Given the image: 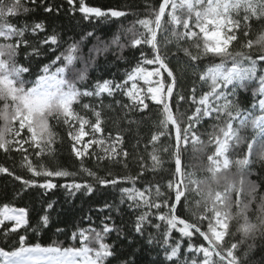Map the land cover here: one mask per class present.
Listing matches in <instances>:
<instances>
[{"label":"snow or ice","instance_id":"obj_1","mask_svg":"<svg viewBox=\"0 0 264 264\" xmlns=\"http://www.w3.org/2000/svg\"><path fill=\"white\" fill-rule=\"evenodd\" d=\"M29 4L59 12L44 0H0V151L20 161L0 165V175L12 179L16 197L38 195L41 206L34 216L0 209L5 240L19 236L12 250L0 247V264H140L146 251L155 254L149 264H254L257 241L264 242V0H160L146 14L67 0L65 11L83 25L79 39L44 21L12 23L33 11ZM129 16L136 19L125 27ZM114 24L109 39L97 35ZM126 49L139 58L124 77L90 80L101 54L131 65ZM250 86L254 102L244 108L238 93ZM106 109L123 113L129 126L155 110L156 131L135 175L114 172L128 167L130 153L123 130L113 136L106 127ZM136 115L141 120L128 119ZM65 141L77 171L49 163ZM60 189L89 199L111 190V200L76 224L60 219L49 198ZM29 228L34 235L55 229L80 246L30 244L19 235Z\"/></svg>","mask_w":264,"mask_h":264},{"label":"trees","instance_id":"obj_2","mask_svg":"<svg viewBox=\"0 0 264 264\" xmlns=\"http://www.w3.org/2000/svg\"><path fill=\"white\" fill-rule=\"evenodd\" d=\"M5 2L10 3L11 0H5ZM87 2L89 4L105 5L112 7L119 5L125 10L146 14L148 11L147 6L149 5L158 6L160 0H87ZM37 3L39 5L40 0H37ZM44 3L46 6H51V5L57 6L59 8V12H56V10L54 9L53 14L49 15L44 12L43 7L33 6L29 4L28 6L32 8L33 11L27 14V16L21 15L19 17L13 18L12 23L23 24L25 21L29 23H31L34 20L44 21L46 24L52 25V28H54L56 32L64 35L65 39H68L69 37H75L76 39H79L78 34L81 32V28L83 27V25L81 24L78 18L72 17L71 12L65 11L67 0H44ZM141 18H143V16ZM134 19H136V17L129 16L128 19L122 20V23L125 27H127L132 23ZM119 27H120L119 24L104 25L102 26L101 30L97 32V35L107 40L112 36L113 33L117 31ZM51 30L52 29L50 28L49 31ZM254 36H255V29H254L253 38ZM91 46H92L91 44H88L87 47L85 48V52H87V48ZM238 47L239 46H237V48ZM133 55H135L137 59L139 58L138 52L134 53L133 50H128V49L125 50V56L128 59H131V65H129L124 61H117L115 56L112 55V53L101 54L98 57L99 66L97 68L90 70L89 73L90 80H94L98 76H102L103 78H111L115 76L117 79L124 77V74L127 71H130V68L132 66H135L136 64V59H132ZM20 59L23 60V54H21ZM147 67L151 69L152 66H147ZM252 92H253L252 86H250L247 89V91L242 89L239 91L238 98L240 104L244 108H249L254 102ZM116 99H122V98L118 96L116 97ZM104 103L106 105L112 103V98L106 99ZM187 107L188 106L185 105L184 108L181 109V111H183ZM256 114L257 115L260 114L258 110ZM122 116L123 113L118 114L116 111H108L106 109V116H105V119L107 121L106 127L113 136L116 135L117 130H123L126 138V147L130 153L128 159V167L125 168L123 164L116 165L114 167V172H118L121 175H129V174L135 175L139 171V164L137 162V157L143 154L142 150L144 148L145 143L148 141L151 134L156 131V128L154 127V121L156 118L155 110L151 114L145 113L143 122L139 124L133 123L130 126L128 124V120L121 121ZM128 119L139 121L141 120V117L139 115H136V116H130ZM212 123L213 121L211 120L206 121L205 123H203L200 131L203 133L207 130H210V125ZM250 132H251L250 129L247 130V132H245V135L250 134ZM60 134L64 135L63 131H61ZM107 134H108L107 132L104 133V135ZM162 140H164L165 143L167 142L166 138H162ZM137 143H139L140 151L134 152L133 147ZM57 148H58L57 159L51 160L49 161V163L52 166H55L56 164H60L70 171H77L80 165L78 162L73 163V160L69 157L70 144L67 143V141H65V143L63 144L58 143ZM189 155L190 154H186L185 163H188ZM165 159L167 160L166 157ZM19 162H20L19 156H16L14 160L11 155H5L2 151H0V165L13 168L14 166H18ZM85 166L89 168H93L95 170V161L86 158ZM168 166L169 165L166 163L165 167ZM254 171L257 173L261 172V168L259 164L254 165ZM103 174L104 173L101 172V175ZM147 178L152 179L153 174L148 173ZM155 179L159 180L160 174H157L155 176ZM252 179L258 180L259 177L257 175H254ZM61 183H63V181H61ZM140 183L143 184V181H141ZM262 191H264V189H262ZM110 192L111 190H109L108 193H103V194L97 192L93 197H91V199H89V197L82 196L79 194L74 198L67 197L65 192L62 189H60V190H55L49 198L52 201L56 202L55 203L56 213L60 214L59 217L60 219H68L76 224H79L81 215L87 214L89 208L97 207L98 204L103 203L105 199L111 200ZM5 205L14 208H26L27 210L32 212L34 216L35 210H38L41 206V201L38 195H26L24 196L23 199L16 197L15 185L12 179L10 177H7L6 175H0V209H2ZM56 213H53V219L57 218ZM33 225H34V220H33ZM60 227H65V225H60ZM67 230L70 235L72 231L70 224L67 226ZM4 231H6V229L0 226V247H4L5 250H12V245L19 240V236L13 233L11 234L10 239L5 240ZM19 235L27 236L28 237L27 242L30 244L39 242L47 246L51 244L53 241H58L62 244L63 247L80 246L77 241L66 239L64 235L57 234L55 232V229L49 230L43 233L42 235H34L31 228H29L27 231L21 229ZM114 235L115 234H113V236ZM109 242H111V239L109 240ZM154 255L155 254L153 252H149V251L144 252L140 257V264H149V261L154 257ZM252 260L254 261V264H264V242L257 241V248L252 255Z\"/></svg>","mask_w":264,"mask_h":264},{"label":"rangeland","instance_id":"obj_3","mask_svg":"<svg viewBox=\"0 0 264 264\" xmlns=\"http://www.w3.org/2000/svg\"><path fill=\"white\" fill-rule=\"evenodd\" d=\"M141 84L143 83L142 81L140 82ZM87 139V138H86Z\"/></svg>","mask_w":264,"mask_h":264}]
</instances>
